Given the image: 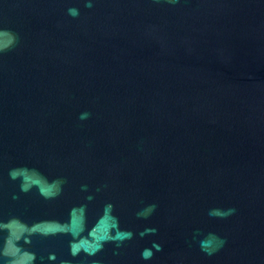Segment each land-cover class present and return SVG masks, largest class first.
Masks as SVG:
<instances>
[{"label": "water", "instance_id": "water-1", "mask_svg": "<svg viewBox=\"0 0 264 264\" xmlns=\"http://www.w3.org/2000/svg\"><path fill=\"white\" fill-rule=\"evenodd\" d=\"M0 264H264V0H0Z\"/></svg>", "mask_w": 264, "mask_h": 264}]
</instances>
